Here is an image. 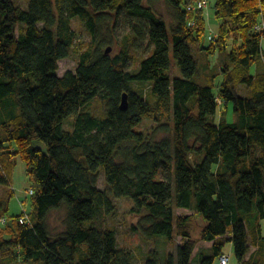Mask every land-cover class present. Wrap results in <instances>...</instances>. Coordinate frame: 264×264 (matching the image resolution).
I'll return each instance as SVG.
<instances>
[{
  "label": "trees",
  "instance_id": "trees-1",
  "mask_svg": "<svg viewBox=\"0 0 264 264\" xmlns=\"http://www.w3.org/2000/svg\"><path fill=\"white\" fill-rule=\"evenodd\" d=\"M144 1L29 0L22 9L0 0V185H10L19 156L31 197L30 212L12 215V189L0 197V264H132L133 251L117 248L104 223L112 197L132 200L130 213L141 216L134 229L145 238L182 240L164 257L150 250L143 264H214L225 242L238 264H264V27L254 28L264 0H215L219 25L208 45L204 11L187 9L196 0H164L170 32ZM111 12L125 14L133 38L150 44L134 71L125 45L114 55L92 45ZM75 17L92 42L77 50L75 71L58 76V60L76 51ZM193 46L205 55L230 46L215 93L218 73ZM95 98L105 103L99 114L87 106ZM230 102L233 120L215 122L218 106ZM144 120L150 125L141 128ZM159 131L170 136L158 140ZM62 206L65 228L53 236L47 216ZM174 207L192 213L175 215ZM197 217L200 239L212 243L208 255H193Z\"/></svg>",
  "mask_w": 264,
  "mask_h": 264
},
{
  "label": "rangeland",
  "instance_id": "rangeland-1",
  "mask_svg": "<svg viewBox=\"0 0 264 264\" xmlns=\"http://www.w3.org/2000/svg\"><path fill=\"white\" fill-rule=\"evenodd\" d=\"M214 1L215 0H207V7L203 10L206 19V35L202 41L204 45H208L209 36H215L217 27L219 25V21L214 19ZM14 2L22 9L28 8L29 0H14ZM144 4L150 5L155 15L166 21L167 30L170 32V27L173 26L174 20L171 9L168 7L165 1L145 0ZM109 16L110 17L107 21L100 24L98 39L96 42H93L92 45L96 48H100L101 51L109 47L110 49L108 53L111 55L118 53L121 47L125 45L128 50V55L130 56L126 65V69L129 71H134V69L137 67L139 59L150 50V44L148 45L146 37L142 41H138L133 38L128 18L125 14H116L111 12ZM20 25L23 24L21 23ZM71 25L77 34V39L75 42L76 51H71L69 56L58 60V76H62L69 71L74 72L79 60V53L77 50L80 51L81 49L88 47L92 42L89 32L78 17H75L71 20ZM229 48L230 46L228 47L227 51L223 52L222 54L215 53L205 55L201 51H198L197 46L192 47L193 56L200 63L207 60L211 70L215 73H218L214 81V93L217 91L220 83L223 80V75L221 74L220 69L224 65L225 61H228L226 54L228 53ZM261 49L264 53V39H262ZM169 57L172 68L171 73L172 75L174 74L175 76H178L179 74L178 70H176L175 61L172 57V51H170ZM253 68L254 67L251 68L250 72L253 71ZM202 71H205L204 64ZM145 91H147L146 88ZM238 91L240 94H244L242 88H239ZM87 106L96 114H99L105 109L104 101H100L97 98L92 99ZM222 106L223 105H219L216 110L215 122L219 121L220 115L226 116L227 120L231 121L233 116L232 103H228L225 111L223 110ZM73 117L74 116L71 115L68 117V119ZM67 125L69 126L70 124L67 123ZM148 125H150V122L144 120V122L141 124V128ZM149 133L153 134L152 130H150ZM154 135L158 140L170 136L169 132L163 131L155 132ZM34 145L44 150V145L41 141L35 140ZM14 162L10 185H0V197H6L7 189H12V195L9 198L7 196L9 215L20 214L22 211L27 213L31 211V197L29 195L30 181L26 173L25 163L19 158V156L15 157ZM99 177L98 187L103 189L105 188V180L104 173L102 171ZM112 199L114 202V211L110 215H104V223L105 225L112 226L115 229L117 248H125L133 251L134 259L132 264H143L147 258L148 252L152 249L156 250L163 257L168 253H174L176 243H180L182 241L180 237L176 236L173 244L168 242L166 238L161 235H156L151 239L145 238L140 229H134V226H139L138 222L141 216L130 213L132 200L129 197H112ZM173 212L175 215H186L192 213L191 210L175 207L173 208ZM65 216L66 209L64 206L49 212L47 216V226L51 235L54 236L64 230ZM202 224L203 222L199 217H197L192 224V234L193 238L196 240V245L194 247V255L196 256L203 254L208 255L210 252V246L212 244L211 242L200 239L199 233ZM1 226L2 224L0 223V227ZM223 238L224 240H227L228 234H226ZM254 250L255 247L251 246L250 252H253ZM222 253L229 256L228 264H238L233 253V246L231 242H225Z\"/></svg>",
  "mask_w": 264,
  "mask_h": 264
},
{
  "label": "built area",
  "instance_id": "built-area-1",
  "mask_svg": "<svg viewBox=\"0 0 264 264\" xmlns=\"http://www.w3.org/2000/svg\"><path fill=\"white\" fill-rule=\"evenodd\" d=\"M207 7V0H197L194 3H191L188 5L187 9L189 10H195V9H201L204 10ZM264 27V20H260L256 25H255V29L256 30H261ZM214 36H209V38H213ZM220 102V101H218ZM4 221V220H3ZM20 222L21 223H27L28 219L26 216H22L20 218ZM229 261V256L225 255V254H221L216 260L214 264H228Z\"/></svg>",
  "mask_w": 264,
  "mask_h": 264
},
{
  "label": "water",
  "instance_id": "water-1",
  "mask_svg": "<svg viewBox=\"0 0 264 264\" xmlns=\"http://www.w3.org/2000/svg\"><path fill=\"white\" fill-rule=\"evenodd\" d=\"M109 49H110V48L107 47V48L105 49V52H108ZM120 107H121L122 109H124V108L126 107V94H125V93L122 94Z\"/></svg>",
  "mask_w": 264,
  "mask_h": 264
},
{
  "label": "crops",
  "instance_id": "crops-1",
  "mask_svg": "<svg viewBox=\"0 0 264 264\" xmlns=\"http://www.w3.org/2000/svg\"><path fill=\"white\" fill-rule=\"evenodd\" d=\"M254 67V66H253ZM254 70H255V68H253V71L251 72V73H254ZM225 118H226V116H225ZM227 119V118H226ZM232 120H233V116H232ZM231 120V121H232ZM260 224H261V227H262V235L264 236V221H260ZM194 250H193V255H194Z\"/></svg>",
  "mask_w": 264,
  "mask_h": 264
}]
</instances>
